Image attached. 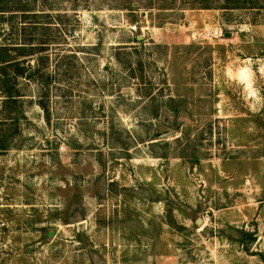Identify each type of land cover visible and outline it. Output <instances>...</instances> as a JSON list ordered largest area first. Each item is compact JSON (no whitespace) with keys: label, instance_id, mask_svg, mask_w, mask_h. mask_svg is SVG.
I'll use <instances>...</instances> for the list:
<instances>
[{"label":"rangeland","instance_id":"obj_1","mask_svg":"<svg viewBox=\"0 0 264 264\" xmlns=\"http://www.w3.org/2000/svg\"><path fill=\"white\" fill-rule=\"evenodd\" d=\"M0 264H264V0H0Z\"/></svg>","mask_w":264,"mask_h":264},{"label":"trees","instance_id":"obj_2","mask_svg":"<svg viewBox=\"0 0 264 264\" xmlns=\"http://www.w3.org/2000/svg\"><path fill=\"white\" fill-rule=\"evenodd\" d=\"M27 8H29V6H27V5H25L24 6V11L25 12H31V11H29V10H27ZM10 61H5V64H7V63H9ZM19 91H17V93H18ZM17 93H7V94H9L7 97L9 98V100L8 101H17V98L19 97V95H16Z\"/></svg>","mask_w":264,"mask_h":264}]
</instances>
